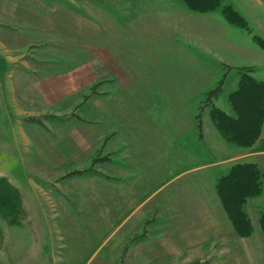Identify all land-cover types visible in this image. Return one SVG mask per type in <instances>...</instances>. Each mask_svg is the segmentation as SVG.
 Masks as SVG:
<instances>
[{
    "label": "crops",
    "instance_id": "crops-1",
    "mask_svg": "<svg viewBox=\"0 0 264 264\" xmlns=\"http://www.w3.org/2000/svg\"><path fill=\"white\" fill-rule=\"evenodd\" d=\"M137 1L40 0L22 8L33 13L32 22L24 21L23 26L34 30V43L48 44L51 54H60L58 59L76 61L66 67L60 61H42L38 68L21 62L25 75L35 78L31 89L39 107L16 101L14 88H9L12 100L3 104L7 119L15 124L12 146L25 181L17 187L23 191L21 210L13 216L18 221L10 222L8 212L5 221L20 227L33 208L49 224L51 248L44 262L53 264H189L205 260L210 250L215 253L210 264H264L258 223L264 211V125L258 141L244 151L225 145L209 124L201 134L191 110L187 119L178 114L182 123L186 121L184 128L181 120L176 131L166 128L167 116L154 114L152 92L170 85L165 71L154 69L150 54L157 53L148 44L162 41L174 45L171 51L177 49L168 54L187 51L190 59L194 55L199 79L209 69L201 85L192 83L197 80L191 74H180L183 95L177 96L185 98L184 91L197 89L200 101L218 84V74H210L215 71L210 56H218L219 40L216 28L203 31L195 20L191 28L193 11L182 0H147L150 8L140 20ZM261 48L254 55L264 61ZM248 67L254 73L256 65ZM27 87L21 82L18 90ZM183 114H188L186 108ZM159 123L162 129L156 131ZM181 152L179 161L175 153ZM187 156L200 162L172 177L166 174L183 169L178 165L187 162ZM244 161L256 163L263 175L262 194L247 201L254 226L249 237L236 233L216 191L217 180ZM215 167H220L221 176L207 192L203 188L209 181H177L190 170ZM147 187L151 190L146 192ZM163 188L167 192L162 200L149 205ZM115 220L120 222L112 234L122 233L117 244L102 254L104 243L93 252L85 249L88 235L101 233ZM145 228L146 237L134 241ZM128 244L132 246L125 253Z\"/></svg>",
    "mask_w": 264,
    "mask_h": 264
},
{
    "label": "rangeland",
    "instance_id": "rangeland-1",
    "mask_svg": "<svg viewBox=\"0 0 264 264\" xmlns=\"http://www.w3.org/2000/svg\"><path fill=\"white\" fill-rule=\"evenodd\" d=\"M35 1L39 2L40 0H0V264H39V260H43V262L46 260L45 253L51 248V240L48 236L49 224H45L43 219H40L37 214L35 215L33 208H31V211L29 212L31 214V218L22 221V225L20 227L11 225L8 226V222L5 221V218L8 220V215L5 216L7 212L8 214L10 213V222L17 220L16 218H13V216H18L17 212L19 209L21 210L20 207L23 204L20 202V200H22L21 192L23 195V191H20L17 187L22 186L25 181L23 178L24 173L21 171L19 172V156L17 154V150L12 146V134H14L15 124L10 123L9 119H7L9 112L6 105H4L8 102L9 98L12 100L9 88H14L13 97L16 101L18 100V102L28 104L33 108L39 107L41 104L39 98L36 96L35 90L31 89L32 79L35 78L30 75V77L25 75V71L21 68L23 67L21 62L25 61L30 67L38 68L42 61H47L48 63L50 60L60 61L63 62V67L69 66L71 62L76 61L73 59H58L56 56H59L60 54H51L48 44L38 45L33 42L35 39L34 30L32 27L23 26L24 21L32 22L33 13L31 11L32 14H29V12L23 10L22 8H26V6L32 8ZM244 1L248 3V6L244 5ZM244 1L223 0L222 2L223 4L231 5L239 12V14L245 17L249 30L239 28L227 22L220 9L210 12H192L190 10V12H192L190 13V16L193 18L190 19L191 21L189 23L191 28L193 27L194 29L195 23L202 26L201 29L203 31L208 29L209 26L210 28L212 27L213 30L216 28V33H214L216 34V39L219 40V48L217 50L218 56L215 55L216 53L210 56V59L212 60L211 63L214 64L212 65V68L215 70H210V74L216 76L218 74L219 77L218 84L213 89L216 91L212 96L207 97L208 93L213 90L209 91L207 95L201 99L202 101L200 100L201 102L199 101L200 96L197 89L184 91L185 98H183V96H177V94L183 95V92L181 91L183 79H181L180 74H191L190 78L192 80H197L192 83L201 85L206 82V78L208 80L209 69L207 70V75L199 79L200 73L196 66L198 58L194 57V55V59H190L191 56H187L189 54L187 51H184V54H168L170 52L177 51V49L174 48L171 51L170 48L174 47V45L167 43L164 46L162 41L156 42V40H153L148 44L152 51L157 53L150 54L152 55L153 58H151L155 64L154 69H157L156 67H158L165 71L164 77L169 83H166L165 81L163 82L166 83V86L170 85L168 89L163 88L159 91L154 90L152 92V100L154 101L152 107L154 114H163L164 116H167L166 119H168V123H163L164 126H166V128L170 126V130L176 131V127L179 125V120H181V123L182 120H184L180 116L182 115V117H186L187 119L191 110L194 125H196L197 122V114L200 116L201 127L199 128V132L201 134L205 125L209 124L212 131H217L216 133L219 139L221 138L225 145L227 144L231 148H235V150L243 151L245 149H249L250 147L238 146L225 140L212 122L210 111L213 107H217L233 114L232 107L228 100L229 95L238 88L242 72L247 71L242 70L240 67H248L255 64V71L254 73L251 72V74L259 80H264V61L260 60L261 58L257 55H254L256 54V50L259 52L262 51L261 45L256 41L255 36L260 37L264 41V0H260V2L259 0ZM150 2L152 3V0H150ZM136 4L138 6L137 13L140 14V20L143 17L144 9L150 8V5L147 3V0H138ZM185 10L189 11L186 6ZM3 31L6 34H4ZM137 39L143 41V38L139 35V33L137 35ZM166 47L168 48L166 50L167 54H164L163 51ZM23 56H26V58ZM215 57L218 61H215ZM215 63H217V65H215ZM42 70L44 71L43 68ZM20 75L23 80H20ZM24 78L27 79L25 80ZM21 82H25V84L28 85L27 88L29 89H26L25 92L23 88V91L18 90ZM188 104H190V106H187ZM185 108L186 111L188 110V114H183L185 112ZM185 122L186 121L181 124L183 128L185 126ZM154 128L156 131H159V129H162V124L159 123L157 126H154ZM190 140L192 139H188L187 141ZM208 141L209 140L207 139V142ZM193 143L197 146L195 140H193ZM175 155L179 161L183 159L182 152L179 154L175 153ZM187 157V162L178 165L185 166L183 169H171L166 174L171 175L170 177H172L175 173L185 169H191L192 166L200 162L196 159V157L191 158V161L189 160V157L191 156ZM232 167L233 166L230 167L229 171ZM219 168L220 167H215L203 171L190 170L177 181L187 180L189 178L199 180L201 182L209 181V183H205V188H203L204 191L207 192L213 187V183L216 181L217 177L221 176ZM217 169L219 170L216 171ZM145 189L146 192L151 190L150 187ZM166 192L167 190L163 188L155 195L149 205L153 203L157 204L158 201L162 200ZM211 192L212 191H210V193ZM23 197V199H25L26 196ZM27 197H29L28 193ZM159 203V208H161L162 204L161 202ZM24 207L25 209L29 208L27 204L26 206L24 205ZM30 207H34V204H31ZM130 209H132V206L127 207L126 211ZM133 221L134 219L132 222ZM119 222V220L112 221L110 223L111 225L107 226L101 233L95 236L88 235V241H85L87 242L85 249L90 250L92 248L91 252H93L96 247L104 243L99 252L102 254L105 253L107 249L117 244L122 236V233L112 234V230ZM129 224L130 223L128 222L127 225L129 226ZM146 229L147 228H145L143 233L141 232L142 234L137 235L134 241L138 242L144 239L146 237ZM77 237L79 238L78 235ZM131 246L132 244L127 245L125 253L129 252ZM91 252L89 251V253ZM214 254L215 253L211 250L207 251L205 260H196L190 262L189 264H210L211 261H213L210 258H213L212 256ZM44 263L53 264L48 261H45Z\"/></svg>",
    "mask_w": 264,
    "mask_h": 264
},
{
    "label": "trees",
    "instance_id": "trees-1",
    "mask_svg": "<svg viewBox=\"0 0 264 264\" xmlns=\"http://www.w3.org/2000/svg\"><path fill=\"white\" fill-rule=\"evenodd\" d=\"M182 1L194 12H210L220 9L227 22L249 30L245 17L231 5L223 4V0ZM255 39L264 47L263 39L258 36H255ZM240 68L247 71L242 72L238 88L229 95L228 100L233 114L213 107L210 117L225 140L238 146L252 147L258 141L264 125V80H259L251 74L252 67ZM215 91L209 92L207 97L212 96ZM196 119L198 128H200L199 114ZM75 173L77 172H73ZM262 178V172L256 163L239 162L216 182V191L220 201L236 233L241 237H248L253 233V223L246 204L249 198L262 194ZM258 223L264 236V211L259 214Z\"/></svg>",
    "mask_w": 264,
    "mask_h": 264
}]
</instances>
